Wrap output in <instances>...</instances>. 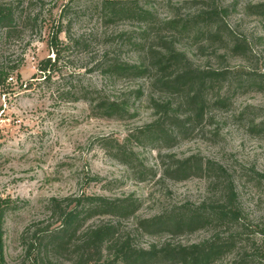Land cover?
I'll return each mask as SVG.
<instances>
[{"label":"trees","instance_id":"1","mask_svg":"<svg viewBox=\"0 0 264 264\" xmlns=\"http://www.w3.org/2000/svg\"><path fill=\"white\" fill-rule=\"evenodd\" d=\"M186 2L189 8L199 10L188 17L160 19L139 0H89L101 25L133 22L138 29L118 35L116 46L128 45L136 50L137 63H127L119 54L110 57L104 49L89 73L96 70L107 80L141 79L148 84L147 103L154 119L131 132L124 142L109 137L98 139L112 159L133 174H140L142 181L156 179V175L127 145L130 138L139 146L145 142L157 150L170 149L204 122L208 121V126L212 124L213 109L227 110L228 88L234 83L237 82L238 88L261 90L263 87L264 74L247 69L244 77L232 79L233 73L228 69L195 67L178 49L186 38L192 39L201 51L204 44L209 46L217 59H224L218 54L220 49L240 58L251 53L247 40L223 22L226 10L220 11L216 0ZM72 3L73 0L62 3L57 21L46 25L50 34L48 49L53 57L38 62L37 74L40 78L54 74L61 78L57 95L65 103L87 104L93 118L122 120L134 116L131 111L143 94L141 88L127 96L111 97L104 88L86 82L82 78L84 74L72 71L64 76L56 71L62 54L85 48L84 38L71 34ZM247 14L264 19V2L249 5ZM44 24L37 15L18 5L0 1V43L41 31ZM61 34H65L66 44L60 39ZM9 65L10 61L0 60V84L18 76L20 65ZM227 80L225 89L221 83ZM249 130L264 136V120H251ZM159 160L162 167L159 182L200 178L215 191V198L174 204L152 217L141 218L138 217L140 200L134 196L108 198L81 193L74 197H52L44 207L48 214L46 221L31 223L21 234L26 254L34 252L41 261H49L55 255L71 264H253L264 256V225L252 223L244 214L235 177L227 168L196 155L182 159L173 154L159 155ZM250 178L257 182L263 179L253 168ZM15 209L17 206L10 197L0 198V264H4V217ZM129 221L134 222L130 229L123 226ZM137 232L162 240L142 247L136 244ZM198 232H205L206 236L197 243L175 242Z\"/></svg>","mask_w":264,"mask_h":264},{"label":"rangeland","instance_id":"2","mask_svg":"<svg viewBox=\"0 0 264 264\" xmlns=\"http://www.w3.org/2000/svg\"><path fill=\"white\" fill-rule=\"evenodd\" d=\"M0 1L18 5L45 23L41 31L0 43V60L10 61L11 67L20 65L18 76L0 84V198L10 197L17 206L4 217V264H71L55 255L49 261H41L34 252L26 254V243L21 239L31 223L46 221L48 214L44 207L52 197H74L81 193L108 198L134 196L140 200L138 217L141 218L152 217L174 204L215 198V191L200 178L159 182L162 170L159 155L173 154L179 159L196 155L223 165L235 177L236 193L244 214L252 223L264 225V136L249 130L251 120H264V81L261 90L238 88L237 82L234 83L228 88L227 110L213 109L212 124L208 126V121L204 122L170 149L157 150L145 142L139 146L130 138L127 145L156 175V179L142 181L140 174H133L112 159L98 139L109 137L124 142L131 132L154 119L147 103L148 84L141 79L107 80L96 70L89 73L104 49L109 51L110 57L119 54L127 63H137L136 50L128 45L116 47L117 36L137 32L136 24L101 25L89 0H73L71 34L83 37L85 48L62 54L56 71L64 76L72 71L84 74L82 78L86 82L104 88L111 97L127 96L138 88L143 92L131 111L134 116L122 120L93 118L87 104L65 103L57 95L61 78L55 74L40 78L36 70L40 60L53 57L48 49L50 34L46 25L57 21L59 8L68 0ZM139 1L160 19L188 17L199 10L189 8L187 0ZM216 1L220 11L226 10L225 25L247 40L251 53L240 58L220 49L218 54L224 59H217L209 46L204 44L201 51L192 39L186 38L178 49L195 67L228 69L233 73L232 79L244 77L247 69L264 74V19L247 14L249 5L264 0ZM60 39L67 43L65 34H61ZM224 87L227 89L228 84ZM252 168L263 177L260 182L250 178ZM133 223L125 222L123 226L130 229ZM205 236V232H198L175 242L197 243ZM161 240L139 232L135 236L136 244L142 247L158 244ZM253 264H264V256Z\"/></svg>","mask_w":264,"mask_h":264}]
</instances>
